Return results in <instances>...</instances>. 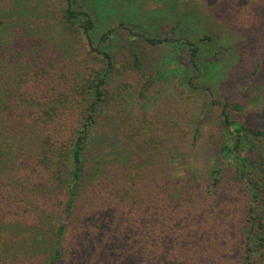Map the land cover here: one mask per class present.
I'll return each instance as SVG.
<instances>
[{
  "label": "trees",
  "instance_id": "1",
  "mask_svg": "<svg viewBox=\"0 0 264 264\" xmlns=\"http://www.w3.org/2000/svg\"><path fill=\"white\" fill-rule=\"evenodd\" d=\"M184 13L159 38L97 31L78 0H0V264H264V127L199 86L240 49L203 65L215 36Z\"/></svg>",
  "mask_w": 264,
  "mask_h": 264
},
{
  "label": "rangeland",
  "instance_id": "2",
  "mask_svg": "<svg viewBox=\"0 0 264 264\" xmlns=\"http://www.w3.org/2000/svg\"><path fill=\"white\" fill-rule=\"evenodd\" d=\"M78 1L84 8L94 11L98 22L97 31H100L107 21H111V26H115L120 20H123L137 31L155 34L159 38H164L166 32L164 29H161V23L165 21L172 22L173 14L185 12L184 14L188 15V17L198 18L201 28L191 30L185 27L188 37L191 40H195L197 33H211L216 39L214 45L200 43L203 50L201 63L203 65L209 64L210 57L221 47L239 48L240 52H238L241 58L237 59L234 53L231 54L230 50H225L223 55L226 56L220 55L219 62L211 64V72L221 69L223 67L222 62L229 64L230 69H236L238 64L242 62L237 67L238 73L232 72V74L241 77L237 82L233 83L232 74H223L222 71L219 73L221 77L218 81L224 83L218 84L216 82V84L215 81H210L209 76H203L199 77L201 81L199 86L206 89L209 83L211 87H207V89L210 90V95L218 97L217 94H219L222 99L239 97V99L244 101L245 107V114L241 120L252 126L264 127V13H259L256 8L245 11L242 9L235 11L233 8L234 10H229L233 15L231 13L222 14L221 0ZM107 10L108 13H106ZM30 12L36 13V7L31 9ZM170 47L168 46L169 49ZM168 48L163 47L165 52L169 50ZM164 62L166 64L174 62V59L167 57ZM205 82L207 83L204 84ZM213 83L218 85L219 88L213 87ZM206 169L210 171V165L207 164Z\"/></svg>",
  "mask_w": 264,
  "mask_h": 264
}]
</instances>
